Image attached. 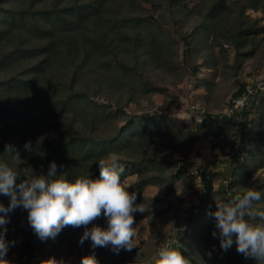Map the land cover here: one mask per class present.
<instances>
[{
	"label": "trees",
	"instance_id": "16d2710c",
	"mask_svg": "<svg viewBox=\"0 0 264 264\" xmlns=\"http://www.w3.org/2000/svg\"><path fill=\"white\" fill-rule=\"evenodd\" d=\"M182 1L0 0V160L18 170L17 183L25 173H46L52 161L62 165L60 172L68 180L76 176L95 179L99 176V168L94 171L97 160L115 154L123 155L135 167L142 188L179 175L182 170L176 175L169 170L162 178L151 173L169 168L166 157L170 153H187L199 140L224 149L219 146L222 140L234 152L227 170L234 180L226 200L230 202L251 188L261 192L264 209V181L253 176L264 165V114L256 113L264 97L260 104L255 102L257 93L264 94V85L259 88L253 84L244 106L224 113L225 106L246 91L247 84L238 82L222 109L202 114L195 130L173 136L163 131L165 120L157 115L127 113L123 107L134 101L130 97L116 103L121 114L130 117L121 125H117L118 119L93 114L99 105L91 95H117L122 100L131 83L144 78L145 66L150 70L170 69L172 47L177 42L156 25L157 20L177 26L184 44L183 61L191 74L202 66L217 67L213 47L220 40L247 55L245 46L250 37L264 29L255 27L245 14L251 9L264 15V0H202L195 12L185 9ZM145 13L151 20L143 17ZM234 114L239 121L233 120ZM219 125L220 129L213 131ZM234 136L239 145L235 150ZM25 142L30 143V150L24 148ZM8 145L19 157L6 151ZM200 182L203 193L195 205L197 212L188 210L179 218L176 246L191 264H204L205 260L211 264H252L251 258L236 251L235 244L223 250L219 240L212 239L215 222L208 213L220 202L203 172ZM0 202L7 205L9 197L0 195ZM8 215L6 238L22 241L21 255L8 264H52L35 255L43 243L48 244L52 256L70 252L83 257L98 250L106 255L105 247L93 249L87 240L83 245L78 243L83 227H65L54 239L41 241L29 227L25 210L17 208ZM93 224L103 226L99 218L88 227ZM214 248L215 256H209Z\"/></svg>",
	"mask_w": 264,
	"mask_h": 264
},
{
	"label": "rangeland",
	"instance_id": "374dc122",
	"mask_svg": "<svg viewBox=\"0 0 264 264\" xmlns=\"http://www.w3.org/2000/svg\"><path fill=\"white\" fill-rule=\"evenodd\" d=\"M201 3L202 0H183L182 6L195 12ZM245 14L251 20L253 19L255 27L264 26V15L260 10L246 9ZM143 17L151 20L149 13H145ZM193 21H196V18H193ZM157 24L177 42L172 47L173 63L170 69L150 70L148 65L145 66L144 78L140 77L134 82L131 81L130 89L125 90L122 100L117 95H91V100L99 105L94 109L95 117L105 115L115 118V121L118 119L117 125L123 124L130 117L125 118L128 114H121L116 103L117 100L123 103L130 97L134 101L123 107L127 113L135 112L139 116L157 115V118L165 120L163 131L173 136L182 131L195 130L199 126L202 114L222 109L230 100L233 92L237 90L238 82H245L248 86L256 83L264 85V29L250 37L251 40L245 46V51H248L247 55L242 52L237 53L230 42L220 40L219 44L216 43L213 47L217 67L210 69L202 66L197 73L191 74L189 65L187 66L183 61L184 44L176 32L177 26L165 25L160 20H157ZM235 60L239 63H235ZM261 97H264L263 93L256 94V104L261 103ZM184 101H187V105ZM185 111H190L189 119L180 118ZM261 112L264 114V99L261 109L256 113L260 115ZM252 117L250 116L249 119ZM232 118L235 122L239 121L235 114ZM220 127V125L215 126L213 131ZM237 134L238 130L235 131V135ZM233 138H236L233 143L235 150L239 148V145L237 137ZM219 144V146L223 145L224 149L212 148L209 141L199 140L189 148L187 153H170L166 157L169 168L151 173L162 178L167 176L169 170L173 175L182 170L178 172L179 175L167 178L168 180L164 183L158 181L155 184H146L142 188L137 183L138 174L135 173V167L127 158L115 154L105 156L104 159L108 160L116 157L118 163L123 165L125 170L121 174V181L128 185V192H136L137 203H141L146 209L142 217L143 213H134L133 227L136 229L137 246L130 252L121 250L119 253L113 252L110 247H105L106 255L98 250L81 257L78 253L70 252L61 256H52L48 253V244L43 243L40 251L35 255L40 259L49 260L52 264H82L84 258L87 264V257L90 256H94L96 264H153L160 246L173 234L176 235V240L178 239L179 218L185 216L188 210L194 214L197 212L195 205L198 204L203 188H198L196 183L201 184L198 178L199 175L202 178V172L211 181L214 198H217L220 203H228L225 196L232 189L230 181L234 179L227 174V170L234 152H231L222 140ZM253 168L254 164H251V169ZM97 169L98 166L94 171ZM254 173L256 181H264V165L256 169ZM261 203L262 201H258L256 207L261 208ZM98 218L103 222V226H106V219L103 216ZM8 239L15 240L16 244L9 249L6 259L7 261L16 260L21 255L22 241L14 238ZM212 239L215 238L212 236ZM216 250L214 248L211 255L215 256ZM204 264L211 263L205 260Z\"/></svg>",
	"mask_w": 264,
	"mask_h": 264
},
{
	"label": "clouds",
	"instance_id": "9594fccd",
	"mask_svg": "<svg viewBox=\"0 0 264 264\" xmlns=\"http://www.w3.org/2000/svg\"><path fill=\"white\" fill-rule=\"evenodd\" d=\"M184 103L187 105V101ZM190 116V111H185L180 118ZM24 148L30 150V143L25 142ZM6 151L19 157L11 145L6 146ZM97 166L99 176L95 179L76 176L68 180L60 172L62 165L58 167L52 161L46 173H25V178L17 183L18 170L0 160V195L9 197L7 205L0 202V264H8L7 253L16 244L6 234L8 214L17 208L27 212L28 225L41 241L54 239L63 228L71 226L84 228L78 243L83 245L87 240L93 249L110 247L119 253L137 246L134 213L146 209L137 203L136 192H128V185L121 181L125 169L116 157L100 158ZM196 186L203 188L202 184ZM260 199V191L248 188L228 203L217 202L208 213L214 219L212 236L219 240L220 248L227 250L235 244L236 251L251 258L252 264H264V210L254 206ZM100 216L106 219V226L88 227ZM176 242L173 234L160 246L154 264H191ZM82 264H86L85 258ZM87 264H96L94 256L87 257Z\"/></svg>",
	"mask_w": 264,
	"mask_h": 264
},
{
	"label": "built area",
	"instance_id": "2783aa9c",
	"mask_svg": "<svg viewBox=\"0 0 264 264\" xmlns=\"http://www.w3.org/2000/svg\"><path fill=\"white\" fill-rule=\"evenodd\" d=\"M257 87L259 88H262L263 86L259 83H256L255 84ZM253 92V88L251 86H246V91L243 92L240 96H238L237 98H234L232 99V105L230 106H225V108L223 109L222 112L224 113H231L233 112L234 110H239L241 109L245 102H246V99L247 97L249 96L250 93ZM197 173V171H195ZM199 182L201 181V175H199V178H198Z\"/></svg>",
	"mask_w": 264,
	"mask_h": 264
}]
</instances>
